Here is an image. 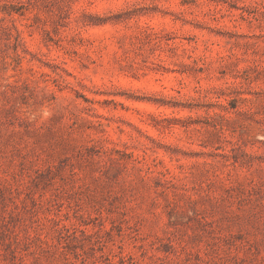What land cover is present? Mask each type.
<instances>
[{"label":"rangeland","instance_id":"rangeland-1","mask_svg":"<svg viewBox=\"0 0 264 264\" xmlns=\"http://www.w3.org/2000/svg\"><path fill=\"white\" fill-rule=\"evenodd\" d=\"M0 264H264V0H0Z\"/></svg>","mask_w":264,"mask_h":264}]
</instances>
